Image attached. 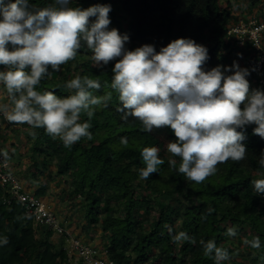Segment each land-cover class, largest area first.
<instances>
[{
	"label": "trees",
	"instance_id": "1",
	"mask_svg": "<svg viewBox=\"0 0 264 264\" xmlns=\"http://www.w3.org/2000/svg\"><path fill=\"white\" fill-rule=\"evenodd\" d=\"M258 1L248 0L251 8ZM81 2L86 3L87 8L96 4L111 5L109 18L121 26L123 34H128L126 47L129 50L152 44L159 52L178 38H190L208 49L206 71L217 65L231 66L232 50L242 51L227 35L238 15L229 3L224 5L219 0H72L70 6L83 9ZM29 3L35 8H44L54 4V0H29ZM82 45L76 59L67 63L64 80H61V71L54 72L49 67L50 78L45 77L36 90L54 91L63 98L73 94L65 88L67 81L76 75H87L101 82L99 91L90 90L93 95L111 91L112 100L106 108H96L91 118L92 140L82 138L66 148L59 138L47 135L43 128L35 129L37 137L33 139L30 135L33 177L49 168L53 160L58 174H69L71 195L85 202L82 206L86 219L84 232L89 233L90 228L101 222V236L105 240L102 243L110 257L120 262L215 264L214 258L204 256L201 240H215L233 259L237 257V248L229 243L231 236L226 233L229 227H234L235 237L243 236L249 241L260 237L261 247L247 249L243 258L248 264H264V199L253 191L251 183L264 178L257 174L264 173L258 163L264 152V139L253 134L256 125L246 126L244 160L238 163L229 160L218 165L217 173L202 184L189 181L178 172L179 157H172L177 160L176 169L168 164L171 154L166 146L175 140L171 129H153L149 133L139 120L129 117L127 122L123 121V113L118 111L122 106L118 93L111 89V69L115 61L96 68L91 57H82L86 46L83 42ZM250 69L251 77H246L249 83L254 78L252 66ZM3 70L4 66L0 65V71ZM88 119L86 114H81L82 122ZM22 125L31 130L27 124ZM121 137L128 139L126 147L121 144ZM144 147H158L159 158L164 163L147 180H140L139 170L146 167L141 156ZM47 190V185H42L34 194L44 198ZM6 191L0 185V236L8 238V243L0 246V264H68L65 251L57 250L53 241L54 232L46 230L44 238L38 240L41 226L35 224L19 202L12 200L8 204ZM176 223L172 234L185 231L195 243L173 242L168 226L173 229Z\"/></svg>",
	"mask_w": 264,
	"mask_h": 264
},
{
	"label": "clouds",
	"instance_id": "2",
	"mask_svg": "<svg viewBox=\"0 0 264 264\" xmlns=\"http://www.w3.org/2000/svg\"><path fill=\"white\" fill-rule=\"evenodd\" d=\"M72 0H54L44 8L31 6L29 0H0V84L9 103H0V113L9 123L27 124L35 139V129L59 138L70 148L82 138L92 140L91 118L98 107H107L112 92L93 95L101 88L98 79L76 75L66 82L71 93L58 97L54 91H37L45 77L62 71L61 66L75 60L82 42L92 53L96 68L115 61L111 69V89L118 93L122 120H139L146 132L169 128L175 140L167 144L168 164L177 168L187 180L202 184L218 171V165L229 160L246 158V126L255 124L253 134L264 139V90L251 89L246 79L248 68L233 61L231 66L217 65L205 70L208 49L190 38H178L156 51L152 44L129 50L128 34L109 30L112 11L109 4H96L87 9L72 7ZM90 18H95L90 20ZM242 56V54H237ZM255 70L254 68L252 69ZM88 121H81V114ZM239 129V130H238ZM121 144L128 139L121 137ZM158 147H144L141 156L146 167L139 170V179L147 180L164 163ZM5 161L10 157L3 151ZM264 168V152L259 161ZM264 176V173L258 172ZM257 195L264 194V178L251 181ZM174 243H195L185 231L173 233ZM227 235L237 234L234 227ZM8 243L0 236V246ZM203 253L215 264L230 259L229 252L215 240H201ZM254 249L261 247L260 237L244 240Z\"/></svg>",
	"mask_w": 264,
	"mask_h": 264
},
{
	"label": "rangeland",
	"instance_id": "3",
	"mask_svg": "<svg viewBox=\"0 0 264 264\" xmlns=\"http://www.w3.org/2000/svg\"><path fill=\"white\" fill-rule=\"evenodd\" d=\"M219 2L224 5H227L228 3L231 4V10L238 12V15L233 19L234 23H237L241 17H245L247 15L249 17L264 16V0H259L254 8L250 7L248 0H219ZM81 4L83 9H87L86 3L81 2ZM94 19L95 18H90V20ZM112 28L118 29L120 34L123 35L121 26L113 21H111V24L109 25V30ZM238 53L242 54V56H238ZM81 55H83L82 57L90 58L92 53L85 46ZM230 55V64H233V61H236L240 67L248 68L251 71L250 67L252 64L251 57L249 55L238 51V49L236 50V48L232 50ZM61 68V80H64L67 64L62 65ZM249 76L247 77L250 78L251 76ZM254 82L253 78L250 83V90L255 89ZM0 103H9L7 93L2 84H0ZM0 120L2 121V126H4V130L0 133V149L8 152L9 157L11 158L10 161L13 163V170L15 171L17 177L22 181L23 185L30 188L28 190L32 193H35L36 188H39L42 185H47V194L43 199L48 202L52 211L57 214L62 221H64L73 234L80 236L82 239L91 244L101 245L105 243V240L101 236V222L96 224L94 228H90L89 233L84 232L86 219L84 217L85 212L82 206L85 202L81 198H74L71 195V176H69V174L65 176L58 174V168L53 160L52 165L49 168L44 169L41 173L37 174L36 178H34L32 171H30L34 164L33 151L31 149L33 139H31L29 135L30 130L24 125L20 124L16 126L9 123L3 113H0ZM16 158L18 161H16ZM37 161L41 168V159L38 158ZM177 224L178 223L174 224L173 230L176 229ZM41 228L40 233L37 235L38 240H42L45 236L46 229L43 227ZM245 239L246 237L243 236H231L229 238V243H232L235 248H237L235 250L237 257L234 256L233 259L231 258L229 261H224L223 264H248V262L244 260L243 256H246L247 249L251 247L244 243ZM57 247L58 249L61 248L62 242L57 244ZM239 253L240 255L238 256L237 254Z\"/></svg>",
	"mask_w": 264,
	"mask_h": 264
},
{
	"label": "built area",
	"instance_id": "4",
	"mask_svg": "<svg viewBox=\"0 0 264 264\" xmlns=\"http://www.w3.org/2000/svg\"><path fill=\"white\" fill-rule=\"evenodd\" d=\"M232 38L251 57L254 73L255 89L264 90V16L242 17L237 23L232 22L227 31ZM0 120V128H2ZM3 151L0 150V153ZM0 185L8 193L7 202L12 200L19 202L28 216H32L36 225L46 230H52L54 235L61 238L62 247L66 253L68 264H127L110 257L104 244H91L73 232L55 214L48 202L42 197L36 196L25 188L17 177L11 161H5L0 154ZM264 199V194L261 195Z\"/></svg>",
	"mask_w": 264,
	"mask_h": 264
},
{
	"label": "crops",
	"instance_id": "5",
	"mask_svg": "<svg viewBox=\"0 0 264 264\" xmlns=\"http://www.w3.org/2000/svg\"><path fill=\"white\" fill-rule=\"evenodd\" d=\"M2 130H4V126L2 127V128H0V133L2 132ZM1 136V135H0ZM12 165H13V163H12ZM14 168V167H13ZM26 187V186H25ZM26 189L28 190V189H30V188H27L26 187ZM64 222V221H63ZM65 224V223H64ZM66 225V224H65ZM73 229V228H72ZM53 241L56 243V245L57 244H59L60 242H61V238H59V237H57V236H53ZM57 250H60V249H58V247H57Z\"/></svg>",
	"mask_w": 264,
	"mask_h": 264
}]
</instances>
